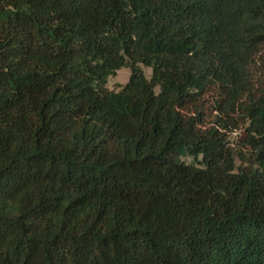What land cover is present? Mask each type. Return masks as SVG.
<instances>
[{"label":"trees","instance_id":"16d2710c","mask_svg":"<svg viewBox=\"0 0 264 264\" xmlns=\"http://www.w3.org/2000/svg\"><path fill=\"white\" fill-rule=\"evenodd\" d=\"M0 264H264V0H0Z\"/></svg>","mask_w":264,"mask_h":264},{"label":"rangeland","instance_id":"374dc122","mask_svg":"<svg viewBox=\"0 0 264 264\" xmlns=\"http://www.w3.org/2000/svg\"><path fill=\"white\" fill-rule=\"evenodd\" d=\"M143 68L146 75L149 77L152 73L151 67L143 66ZM130 73H131L130 68L127 67L121 68L116 75L109 77L107 82V87L109 89L120 90L121 86L128 82ZM237 122L239 124V128L235 129V131L230 133L232 140L236 139L240 135L242 127L246 124V122H244V120L240 116L237 117ZM185 160L191 161V158L188 157L185 158Z\"/></svg>","mask_w":264,"mask_h":264}]
</instances>
